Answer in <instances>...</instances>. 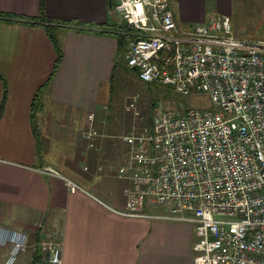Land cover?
I'll return each instance as SVG.
<instances>
[{"label": "crops", "instance_id": "1", "mask_svg": "<svg viewBox=\"0 0 264 264\" xmlns=\"http://www.w3.org/2000/svg\"><path fill=\"white\" fill-rule=\"evenodd\" d=\"M169 1L182 29L237 10L264 13V0ZM45 3L49 17L72 23L56 30L63 58L34 104L57 57L38 19L40 0H0V230L25 232L29 245L14 264H50L40 244L57 239L63 264H184V254L194 264V222L117 212L126 209L133 186L119 177L127 173V132L110 125L118 40L74 23L116 20V0ZM90 127L101 134L93 147L84 137ZM45 166L58 174L40 172ZM163 207L145 212L166 215ZM10 247L0 244V264Z\"/></svg>", "mask_w": 264, "mask_h": 264}, {"label": "built area", "instance_id": "2", "mask_svg": "<svg viewBox=\"0 0 264 264\" xmlns=\"http://www.w3.org/2000/svg\"><path fill=\"white\" fill-rule=\"evenodd\" d=\"M115 10L136 35L126 59L143 81L204 92L216 107L158 112L152 127L123 136L130 153L119 177L133 186L117 212L194 222V264H264V40L236 36L229 15L182 29L169 0H116ZM100 135L90 127L88 146ZM149 196L166 215L145 212ZM0 244L11 246L6 264H14L28 236L2 228ZM40 246L50 264H63L61 239Z\"/></svg>", "mask_w": 264, "mask_h": 264}, {"label": "rangeland", "instance_id": "3", "mask_svg": "<svg viewBox=\"0 0 264 264\" xmlns=\"http://www.w3.org/2000/svg\"><path fill=\"white\" fill-rule=\"evenodd\" d=\"M115 18L118 22L122 21L119 14H115ZM231 18L233 33L236 36L264 39V13L261 10H237ZM56 33L58 32L56 31ZM129 67L123 66L117 70L110 97V125L118 129V132L126 131L128 133L133 126L146 124L152 127L153 116L158 112L180 111L185 113L191 108L216 109L209 95L204 92L181 95L172 86L151 84L140 80L137 78L136 70ZM134 97L137 98L135 107L128 110L127 106ZM152 198L147 199L145 211L159 212L164 207L162 205L155 206L157 202L154 197ZM148 200L153 203V206L148 204ZM196 239L194 229L193 241ZM184 255V264H189L188 255Z\"/></svg>", "mask_w": 264, "mask_h": 264}, {"label": "trees", "instance_id": "4", "mask_svg": "<svg viewBox=\"0 0 264 264\" xmlns=\"http://www.w3.org/2000/svg\"><path fill=\"white\" fill-rule=\"evenodd\" d=\"M45 1L46 0H40V16L38 17V19H40L41 22L44 23L46 31H47L50 39L52 40V42L55 46L57 57H56L55 64H54V67L52 69L50 76L48 77V79L44 83V85H42L40 87V89L38 90V92L36 93V96H35L34 101H33L34 104H35L36 100L40 98V93H41V90L43 89V87L51 84L54 76L56 75V73L58 71V68H59L60 63L62 61V58H63V49H62L61 43L58 39L56 30L60 26L72 23V21H64V20H61L58 18L49 17L45 11V5H46ZM74 23L76 25L84 26V27L78 29L79 31L89 29V30H95V32H100V33L106 32V33H110V34L114 35L117 38V40H118V53H117L116 61H115V64H114V67L112 70V74H111V92H112L117 70L123 66L129 67L127 59H126V54H127V50L129 47V43L131 42L132 39L136 38V35L133 32V29L131 27H129L128 23L123 19L121 22H118L117 20H111V21H108V22L103 23V24L82 23L80 21H74ZM136 75H137V78L142 80L139 77V73L137 71H136ZM151 84H155V83H151Z\"/></svg>", "mask_w": 264, "mask_h": 264}, {"label": "water", "instance_id": "5", "mask_svg": "<svg viewBox=\"0 0 264 264\" xmlns=\"http://www.w3.org/2000/svg\"><path fill=\"white\" fill-rule=\"evenodd\" d=\"M113 2V0H111V3Z\"/></svg>", "mask_w": 264, "mask_h": 264}]
</instances>
